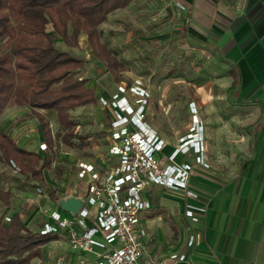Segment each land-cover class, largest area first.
<instances>
[{"label": "rangeland", "instance_id": "rangeland-1", "mask_svg": "<svg viewBox=\"0 0 264 264\" xmlns=\"http://www.w3.org/2000/svg\"><path fill=\"white\" fill-rule=\"evenodd\" d=\"M176 1L180 0H130L125 6L106 14L97 26L98 40L122 63L123 68L120 69L109 68L104 60L94 55L84 31L78 33L75 44L69 45L53 34L50 22L46 23V31L53 34L54 46L81 58L80 65L71 67L69 72L72 77L84 78L85 85L93 89L94 97L92 102L67 108L68 118L72 121L67 129L58 124L54 109H38L47 120L49 142L43 138L35 114L26 105L9 104L0 111V130L9 136L21 137V147L35 151L41 157L49 151L55 152L49 166L41 169V181L31 172V169L38 167L39 161L35 162L29 156L22 159L30 165V169L25 171L15 173L8 167L7 172L0 167V175L11 181L24 216L30 217L27 224L30 228L26 226L30 231L33 232L40 219L45 217L46 209L55 208L50 201L37 200L35 185L40 186L41 190H69L75 159L82 157L100 162L98 156L104 152L111 118L109 107L100 99L108 101L120 82L129 85L134 79L140 81L147 92L144 118L167 141L169 148L177 143L181 135L192 130L193 112L201 120L200 123L215 112L225 113V79L231 75L226 53L231 42L210 41L205 28L197 33L186 29L188 13ZM5 48L0 39V52ZM27 74L21 72L23 82L29 81ZM213 123L211 128L217 130V123ZM65 131H70L68 140L71 144L62 140ZM216 134L218 143L224 144L226 139L228 142L229 137L224 136L223 129ZM40 142L45 143L44 150L38 149ZM166 147L162 149L163 152L167 151ZM6 162L8 159L0 155V166ZM73 190L77 191L75 184ZM79 192H82L81 188ZM154 196L159 204L154 207L151 226L158 229L159 235H165L164 229L174 233L177 226L183 229L189 223L201 226V217L191 222L182 215L177 195L159 190ZM166 199L174 204L167 207L164 204ZM56 209L72 217L61 208ZM39 258V262L34 263L33 260V263L54 264L58 261L60 264H80L79 256L68 247L67 240L57 237L41 244Z\"/></svg>", "mask_w": 264, "mask_h": 264}, {"label": "crops", "instance_id": "crops-1", "mask_svg": "<svg viewBox=\"0 0 264 264\" xmlns=\"http://www.w3.org/2000/svg\"><path fill=\"white\" fill-rule=\"evenodd\" d=\"M176 2L188 13L186 29L197 33L205 28L210 41L231 42L226 53L231 75L225 79V113L215 112L201 122L199 155L207 166L193 165L186 181L197 194L195 203L204 206L201 226L191 224L197 236L189 257L193 264H264V0ZM213 121L219 127L217 130L211 128ZM220 129L225 131L224 136L229 137L224 144L215 138ZM10 137L22 146L21 137L12 134ZM167 145L165 140L164 147ZM171 148L167 146L165 149L169 151ZM196 154L191 150L176 153L175 160L187 161ZM0 167L7 172L9 167L15 172L7 162ZM69 184V190L61 188L58 191L55 188L54 197L42 188L41 192H36L37 200L41 198L55 205L60 197L79 192L81 187L74 174ZM0 188L10 191L8 204L0 201V220L17 212L28 227L30 217L24 216L11 181L3 175H0ZM159 190L177 195L179 208H183L184 200L180 190L166 189L157 184L146 188L145 195L151 201V208L141 218V225L146 230L144 254L158 259L166 257L170 249H185L187 232V225L183 229L177 226L174 233L164 229V236L158 234V229H152L151 216L159 204L154 193ZM164 204L169 207L174 203L166 199ZM57 238L65 239L63 236ZM74 252L79 256L80 264H91L86 260L88 254ZM33 260L36 263L40 258L33 257L31 264H34Z\"/></svg>", "mask_w": 264, "mask_h": 264}, {"label": "built area", "instance_id": "built-area-1", "mask_svg": "<svg viewBox=\"0 0 264 264\" xmlns=\"http://www.w3.org/2000/svg\"><path fill=\"white\" fill-rule=\"evenodd\" d=\"M146 95L140 81L134 79L129 85L120 82L108 101L100 99L111 115L100 162L82 157L73 162L82 192L68 195L78 197L80 204L71 212L56 201L34 230L63 236L70 249L88 254L86 260L91 264H193L189 256L197 231L192 223L186 226L185 249H170L166 257L158 259L144 254L146 230L141 218L151 208L145 195V187L151 184L182 191V212L189 221L196 222L202 215L204 206L195 203L197 194L186 183L193 165L207 166L199 155L202 125L193 112L192 130L163 152L164 138L144 118ZM45 147L44 142L38 143L39 150ZM189 150L197 154L187 161L175 160L176 153ZM8 165L13 171L20 170L12 158ZM35 191L41 192L40 186ZM57 207L72 217L61 214Z\"/></svg>", "mask_w": 264, "mask_h": 264}, {"label": "trees", "instance_id": "trees-1", "mask_svg": "<svg viewBox=\"0 0 264 264\" xmlns=\"http://www.w3.org/2000/svg\"><path fill=\"white\" fill-rule=\"evenodd\" d=\"M130 0H0V39L6 48L0 52V111L9 104L26 105L35 114L43 138L49 142L50 131L40 108L55 110L59 125L68 128L71 120L67 108L93 101V89L85 85L84 78L72 77L71 67H77L81 58L54 46L52 35L65 43H76L82 30L92 52L111 69L123 68L98 40V24L113 9L125 6ZM50 22L52 33L45 29ZM27 72L23 82L21 72ZM65 131L62 140H68ZM55 152L43 154L18 146L0 130V155L12 158L20 170L30 169L23 157L39 161L32 174L41 179V169L49 166ZM54 197L53 189L48 190ZM10 191L0 188V201L8 204ZM20 229L25 231L22 233ZM59 237L56 234H38L24 225L17 212L8 221L0 220V264H31L40 255L44 242Z\"/></svg>", "mask_w": 264, "mask_h": 264}, {"label": "water", "instance_id": "water-1", "mask_svg": "<svg viewBox=\"0 0 264 264\" xmlns=\"http://www.w3.org/2000/svg\"><path fill=\"white\" fill-rule=\"evenodd\" d=\"M57 203L58 205H60L61 208L74 212L80 204V199L73 195H66L57 199Z\"/></svg>", "mask_w": 264, "mask_h": 264}]
</instances>
